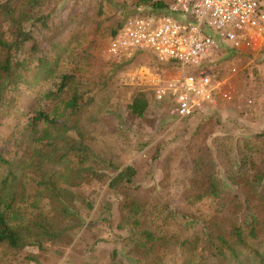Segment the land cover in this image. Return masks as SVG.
Wrapping results in <instances>:
<instances>
[{"label": "trees", "instance_id": "16d2710c", "mask_svg": "<svg viewBox=\"0 0 264 264\" xmlns=\"http://www.w3.org/2000/svg\"><path fill=\"white\" fill-rule=\"evenodd\" d=\"M71 2L76 0H0L1 258L32 246L42 259L49 252L55 263L58 257L73 264L65 240L85 227L77 240L86 252L82 236L91 225L85 213L92 220L104 214L107 222L116 216L114 240L101 239L112 245L109 264H264V131L235 139L218 121L211 125L212 118H203L156 185L137 183L133 165L122 167L90 144L87 124L111 102L96 98L115 66H134L146 57L160 68L176 66L141 53L109 58L89 76L95 39L87 44L80 39L85 32L72 33L73 12L62 16ZM169 4L138 0L133 8L176 15ZM258 56L264 59V50ZM206 64L190 71L197 74ZM148 107L147 95L137 94L127 110L139 120ZM207 125L209 136L201 138ZM148 155L154 161L159 154Z\"/></svg>", "mask_w": 264, "mask_h": 264}, {"label": "rangeland", "instance_id": "374dc122", "mask_svg": "<svg viewBox=\"0 0 264 264\" xmlns=\"http://www.w3.org/2000/svg\"><path fill=\"white\" fill-rule=\"evenodd\" d=\"M71 1V0H68ZM138 0H76L75 4L69 3L66 13L73 12L75 21L73 34L85 32L81 37L87 44L94 38V46L89 55L91 64L88 63L90 73L97 75L101 65L109 63V56L105 53L110 38V33L119 24L128 18L147 14L148 8L135 9L134 4ZM170 1L171 0H165ZM98 11L101 15L98 16ZM181 19L183 16L180 17ZM99 22L98 29L92 20ZM179 19V17H178ZM208 35L213 34L207 32ZM68 39V34L64 35ZM83 38V39H82ZM221 50L213 53L207 60L205 67L200 70L214 76L218 81L224 80L222 88L231 92L229 100L216 98L213 105L203 113L194 114L192 117L178 120L173 112L174 103L170 99L157 100L155 89L166 78L177 74L176 69L160 68L149 58H141L136 65L118 68L107 76L108 84L104 91L97 95L96 100L111 98L108 106L95 118V122L87 124L90 144L95 148L106 151V155L114 159L115 163L122 167L133 165L138 173L135 181L143 187L156 185L162 175V169L173 154L189 143L197 134V128L201 126L203 118L210 117L211 125L216 124L227 128L225 133L235 139L249 137L264 131V59L256 54H237L230 50L226 42H219ZM223 43V44H222ZM149 55V53H144ZM151 55V54H150ZM111 59V58H110ZM83 65V64H81ZM235 69V73L231 69ZM192 70V69H190ZM98 72V73H97ZM137 94H146L149 99V107L144 119L134 120L128 113L127 106ZM7 121L12 122L11 118ZM215 125V124H214ZM218 125V126H219ZM199 136L208 137L211 128L204 126ZM207 130V131H205ZM239 138V139H240ZM158 158L150 160L148 154ZM104 189V188H103ZM103 209V207H102ZM72 213L76 211L71 207ZM85 224L91 225L88 231H84L83 240L89 247L83 253L82 242L77 240L85 227L73 230L66 242V251H71L73 264H109L111 243L102 242L101 239L113 241V229L116 224V216L107 222L101 214L96 220L90 219V215L81 213ZM72 221V219H71ZM74 242V243H73ZM76 242L79 244L76 247ZM72 243V245H71ZM52 244H47L50 249ZM53 249V248H52ZM5 251V250H4ZM2 249V255L5 254ZM66 252V253H67ZM93 256V259L86 257ZM36 257V262H27L25 257ZM42 259L40 251L32 246L21 250L20 255H5L3 260L0 255V264H64L63 259L53 258L52 254L45 252ZM4 261H7L6 263Z\"/></svg>", "mask_w": 264, "mask_h": 264}, {"label": "built area", "instance_id": "2783aa9c", "mask_svg": "<svg viewBox=\"0 0 264 264\" xmlns=\"http://www.w3.org/2000/svg\"><path fill=\"white\" fill-rule=\"evenodd\" d=\"M169 7L178 14L147 12L126 19L105 53L116 61L149 53L160 64H174L177 74L163 80L155 96L170 99L175 117L183 120L212 107L217 97L231 98V92L222 88L224 80L202 70L190 71L221 50L219 42L228 43L238 55H258L264 50V0H171Z\"/></svg>", "mask_w": 264, "mask_h": 264}]
</instances>
